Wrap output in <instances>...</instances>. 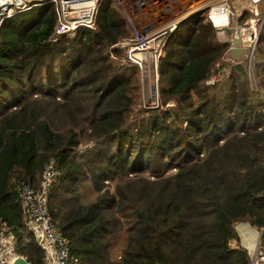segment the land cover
<instances>
[{"label":"trees","instance_id":"1","mask_svg":"<svg viewBox=\"0 0 264 264\" xmlns=\"http://www.w3.org/2000/svg\"><path fill=\"white\" fill-rule=\"evenodd\" d=\"M58 10L47 3L0 25V231L43 263L17 186L38 188L53 158L46 207L68 264H250L236 225L262 231L264 251V23L255 88L245 64L221 63L227 48L210 23L179 24L157 60L158 106L144 109L112 1H99L93 29L51 42Z\"/></svg>","mask_w":264,"mask_h":264},{"label":"built area","instance_id":"2","mask_svg":"<svg viewBox=\"0 0 264 264\" xmlns=\"http://www.w3.org/2000/svg\"><path fill=\"white\" fill-rule=\"evenodd\" d=\"M100 0H53L51 3L59 5L58 21L50 38L56 42L61 36H68L77 29H93L94 17L98 10ZM112 4L121 14L128 36L118 43L117 47L122 52V62L137 64L140 68L139 56L150 50L157 41L154 55L155 64L161 54L165 41L175 28L196 15L204 18L214 28L229 27L233 22L237 23L241 37L244 32L250 34L248 41L241 40L240 46H246L253 54L257 46L259 35L264 23V15L261 16L257 7L264 0H111ZM241 4L249 6L250 18L248 22H241L245 12L240 10ZM34 6L23 4L14 5L9 12L0 9L1 22L18 12H24ZM199 11L187 16L195 9ZM147 11L150 17L148 24L142 25L137 11ZM201 13V14H200ZM197 16V17H198ZM205 16V17H204ZM159 18V19H157ZM215 18H220L218 24ZM163 26L155 27L157 24ZM161 27V28H160ZM253 57V55H252ZM154 86L158 90L156 81L158 74L154 73ZM60 172L56 161L50 158L45 163L40 186L34 188L30 182L21 183L17 186L21 197L23 209V221L27 233L32 234L35 243L43 253L42 264H68V242L60 235L48 216L46 202L49 187L57 180ZM260 240L256 250L251 255L250 264L264 263V251L260 246ZM18 253V242L14 233L3 229L0 231V264H13ZM29 263V262H28ZM30 264V263H29Z\"/></svg>","mask_w":264,"mask_h":264},{"label":"rangeland","instance_id":"3","mask_svg":"<svg viewBox=\"0 0 264 264\" xmlns=\"http://www.w3.org/2000/svg\"><path fill=\"white\" fill-rule=\"evenodd\" d=\"M184 1L185 0H179L180 3L184 2ZM195 1L199 2L201 0H195ZM248 8H249L248 5L241 4L240 10L242 12H245V16L241 19V22H246V23L248 22V20L250 18ZM0 9H1V11L5 12L1 7H0ZM257 10L261 16L264 15V1L259 4V6L257 7ZM137 13H138V17H139L142 25H144L145 22H146V24H148L150 19L155 18V16L150 17L151 15H149L147 13V11H143L142 9L137 11ZM197 16L198 15L190 18L188 21L190 23H197V21L201 19L200 16H198V17ZM157 19H159V18H157ZM205 22H206V20H205ZM159 26H163V24L161 23V24L155 25V27H159ZM154 53H155V50H154L153 54ZM253 58H254V54H253V57H249V59L243 64H245L246 68L249 70L248 75L250 78V83H251V86L255 88L256 81L252 75ZM154 64H155L154 56L152 54H150L144 58L143 62L141 63V68L139 67L140 68V81H141V104L138 105V107L141 106L144 109H155V108H157V107H155V105L158 106V90L156 91L155 86H154V81H155L154 80V73H155ZM224 64H227V63H224ZM230 65H233V64H230ZM224 74L229 75V71L227 70V68H223L222 71H220V73H218L217 75H213L209 79L208 84H210V85L213 84L214 82H216L219 79V77H221ZM107 186L108 187H106V188L112 192L114 185L109 183V184H107ZM81 192H82L83 198L86 201H89L93 198V192L91 189V185L89 183H87L81 189ZM236 226H237L236 227L237 231L239 232L241 245L245 246L247 248L249 254L251 253V255H252L254 253V251L256 250V247H257L259 240H261L262 231H259V232L256 231L255 229L251 228L246 222L240 223V224L238 223ZM230 246H231V248H235L237 246V244L235 243V241H231ZM259 247H261V244ZM261 264H264V263H261Z\"/></svg>","mask_w":264,"mask_h":264},{"label":"water","instance_id":"4","mask_svg":"<svg viewBox=\"0 0 264 264\" xmlns=\"http://www.w3.org/2000/svg\"><path fill=\"white\" fill-rule=\"evenodd\" d=\"M20 4L25 6H42L47 3L53 2V0H18ZM200 21V20H198ZM197 23H192L197 25ZM216 39L218 43L223 44L227 47L224 52L221 62L233 65H241L245 63L249 57H252L253 53L246 47L240 46L241 35L238 29L237 23L233 22L229 27L215 28ZM155 67V74L157 73V64ZM158 84V80L156 81ZM157 107V105H155ZM13 264H29L28 261L21 256H17Z\"/></svg>","mask_w":264,"mask_h":264},{"label":"bare ground","instance_id":"5","mask_svg":"<svg viewBox=\"0 0 264 264\" xmlns=\"http://www.w3.org/2000/svg\"><path fill=\"white\" fill-rule=\"evenodd\" d=\"M18 3H19L18 0H0V7H1L5 12H9V11L11 10V8H12L14 5L18 4ZM199 10H200V8L195 9V10L189 12V13L187 14V16H185V17H188V16L194 14L195 12H197V11H199ZM215 21H216V23L219 24V23L221 22V19H220V18H219V19H218V18H215ZM249 38H250V34H249L248 32H244L243 36L241 37V40H244V41L246 42V41L249 40ZM156 45H157V41L155 42V45H154L150 50H148L147 52H144L143 54H141V55L139 56L140 66H141V63L143 62V60H144L145 57H147V56L150 55V54L153 55L154 50H156V48H157ZM153 56H154V55H153Z\"/></svg>","mask_w":264,"mask_h":264},{"label":"crops","instance_id":"6","mask_svg":"<svg viewBox=\"0 0 264 264\" xmlns=\"http://www.w3.org/2000/svg\"><path fill=\"white\" fill-rule=\"evenodd\" d=\"M155 60V59H154Z\"/></svg>","mask_w":264,"mask_h":264}]
</instances>
